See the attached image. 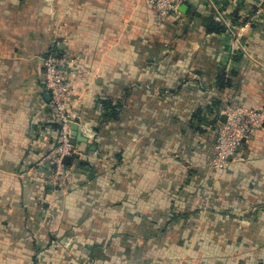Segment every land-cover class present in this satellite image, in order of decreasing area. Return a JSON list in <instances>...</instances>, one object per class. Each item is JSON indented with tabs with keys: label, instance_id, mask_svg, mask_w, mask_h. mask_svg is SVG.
I'll list each match as a JSON object with an SVG mask.
<instances>
[{
	"label": "crops",
	"instance_id": "obj_1",
	"mask_svg": "<svg viewBox=\"0 0 264 264\" xmlns=\"http://www.w3.org/2000/svg\"><path fill=\"white\" fill-rule=\"evenodd\" d=\"M254 12V0H185L166 19L146 0H0V264H264V127L211 165L225 107L264 108ZM52 52L72 60L86 138L63 187L44 161L59 136Z\"/></svg>",
	"mask_w": 264,
	"mask_h": 264
},
{
	"label": "built area",
	"instance_id": "obj_2",
	"mask_svg": "<svg viewBox=\"0 0 264 264\" xmlns=\"http://www.w3.org/2000/svg\"><path fill=\"white\" fill-rule=\"evenodd\" d=\"M159 18L166 19L179 13L185 0H146ZM254 17L264 14V0H254ZM72 60L62 53L52 52L44 61V84L51 97L55 122L58 126V142L44 157L51 165V181L66 186L74 179V169L64 163L66 157H74L76 149L71 143L72 124L76 123L70 109L69 97L75 91L69 78ZM226 119L220 124L214 144L211 165L215 171L223 170L242 142L256 130L264 127V108L252 109L243 105L229 104L223 111ZM77 124V123H76Z\"/></svg>",
	"mask_w": 264,
	"mask_h": 264
},
{
	"label": "water",
	"instance_id": "obj_3",
	"mask_svg": "<svg viewBox=\"0 0 264 264\" xmlns=\"http://www.w3.org/2000/svg\"><path fill=\"white\" fill-rule=\"evenodd\" d=\"M49 97H50V94H49ZM51 98V97H50ZM226 119V118H225ZM77 141H86V138L84 137V136H82V134H81V132H79V126H78V124H76V123H73L72 124V139H71V143H72V145L75 147V145H76V143H77ZM71 157H66L65 159H64V163L66 164V165H70V163H71ZM79 167L81 166V164H79L78 165Z\"/></svg>",
	"mask_w": 264,
	"mask_h": 264
},
{
	"label": "trees",
	"instance_id": "obj_4",
	"mask_svg": "<svg viewBox=\"0 0 264 264\" xmlns=\"http://www.w3.org/2000/svg\"><path fill=\"white\" fill-rule=\"evenodd\" d=\"M221 30H223V28H221V27L215 28V31H221Z\"/></svg>",
	"mask_w": 264,
	"mask_h": 264
}]
</instances>
